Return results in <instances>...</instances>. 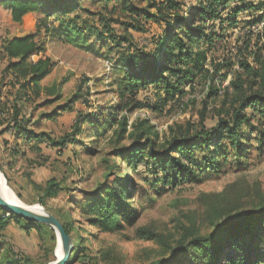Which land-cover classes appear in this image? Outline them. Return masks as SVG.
<instances>
[{
    "label": "rangeland",
    "instance_id": "rangeland-1",
    "mask_svg": "<svg viewBox=\"0 0 264 264\" xmlns=\"http://www.w3.org/2000/svg\"><path fill=\"white\" fill-rule=\"evenodd\" d=\"M129 1L136 8L135 15L123 11V2L117 0L110 3L98 0L82 2V10L65 17L70 20L80 18L75 28L81 31H74L78 36L73 41L59 36L46 41L44 58H50L56 66L43 85H60L63 98L52 106H42L44 98L27 104L25 115L31 121V129L41 114L56 110L79 94L81 85L80 95L87 103L78 102L75 107L89 123L81 125L76 142L64 150L47 145L56 152L62 151L61 155H52L49 149L43 154L29 150L25 156L15 160L13 151L7 149L6 141L1 137L0 173L6 180V186L24 205L39 206L68 225L74 245L86 256L82 261L92 258V264H151L161 260L170 263L189 260L190 264H200L190 258L195 254L187 245L191 238H203L212 232L215 224L264 206V149L259 151L254 142L255 147L248 149L245 157L237 158L224 143L219 150L221 167L218 173L199 171L197 180H189L177 187H166L162 181L154 183L144 173L143 165L136 172L126 171L127 166L121 164L116 154L129 147L134 139L128 135L121 139L116 121L128 116L131 126L136 121L149 120L159 134V144H164L181 130H191V134L201 130L203 113L206 119L203 126L211 129L217 121L221 99L207 100L209 91L206 87L211 84L223 90L233 78L231 74L225 80L216 77L211 83L200 80L194 90H187L188 95L182 101L171 102L160 112L148 108L133 113L113 111L120 102L115 86L125 79L132 54L142 50L150 52L153 39L165 32L164 23L145 19L146 14H155V10H147L146 3L141 0ZM201 2L185 0L181 12L183 20H171L176 26H181ZM250 2L259 4V0ZM236 6L239 7L237 3L230 4L228 8L231 11ZM229 12L222 17L235 22V19L228 18ZM33 15L34 19L25 18L22 25H17L12 21L10 11L0 6V39L34 33L37 24L40 21L44 23L45 16L42 13ZM254 19H257L256 13L247 10L236 19L238 24L226 23L221 32L220 21H211L209 26H214L213 30L224 37L217 40L216 47L209 52L207 68L211 72L216 65L236 63L239 51L244 50L248 42L249 52L264 48V23L254 24ZM59 21L52 18L48 23L60 28ZM93 25L107 31L106 35L112 32L114 39L110 35L99 38L97 33H89L88 29ZM107 25L109 29L105 28ZM129 25L138 26L143 31L133 30ZM125 39L128 41L124 42ZM243 55L249 56V53H242V58ZM227 73V69L222 71L223 75ZM9 80V77L5 78V82ZM10 90L6 89L5 94L10 92L8 96L12 98L16 91ZM159 94L158 89L149 87L138 100L142 104H155L159 101ZM75 119L76 112L66 113L53 123L45 122L39 126L53 142H60L66 136L74 138ZM130 174L135 183L132 206L139 215L137 222L114 233H105L90 226L88 219L95 200L103 195L106 187L114 185L121 176ZM52 179L61 182L64 191L59 197L46 200L43 206L40 204L44 198L43 186ZM3 214L0 208V217ZM143 230L157 234L158 238L142 239L139 232ZM57 244L56 233L49 226L32 225L25 229L12 222L7 229L0 231V264H50L59 257ZM256 245L252 252L253 260L264 264V243L257 241ZM248 246L246 244L243 248L247 250Z\"/></svg>",
    "mask_w": 264,
    "mask_h": 264
},
{
    "label": "trees",
    "instance_id": "trees-1",
    "mask_svg": "<svg viewBox=\"0 0 264 264\" xmlns=\"http://www.w3.org/2000/svg\"><path fill=\"white\" fill-rule=\"evenodd\" d=\"M91 0H0V6H5L14 23L22 24L29 14L42 13L45 16L44 23L39 22L36 31L22 38L5 40L3 51L5 57L10 60L4 72L11 75L15 85L20 84L19 95L13 105L8 102L0 105V112L4 116L5 131H11L16 143L22 141L30 146V150L40 154L39 144H49L54 148L64 150L69 144L76 142L80 134L81 125H87L83 114L77 111L78 102L86 104L80 95L83 86L79 87V94L72 100L57 108L48 119L56 121L63 114L76 112L73 125L74 138L66 136L60 142H53L46 133H36L30 127V120L23 114V102H31L27 89H32L39 97V84L50 75L56 64L50 59L41 58L34 63L33 55L43 56L46 53V41L49 38L60 37L64 40L74 39L78 31L76 22L80 18L66 19L72 12L82 10L81 3ZM93 1V0H92ZM110 3L113 0H98ZM122 3L123 11L135 15L136 8L129 0H117ZM146 3L147 10H155V14H146L147 21L164 23L165 32L153 39V48L150 52H137L132 54L128 61L130 69L125 79L116 85V96L120 102L113 111L133 113L142 108H148L153 112H160L171 102H180L188 95V89L194 90L200 80L211 83L215 78L225 80L228 75H233L232 80L225 89L216 88L210 84L207 86V100L221 99L220 108L217 110L215 126L207 129L204 125L205 113L202 114V128L191 134V130L175 134L164 144H159V134L150 125L149 120L136 121L129 126L128 116H123L116 121L119 126V136L123 139L126 135L134 139L131 145L116 154L121 164L127 166L126 171L139 170L144 166V173L152 178L154 183H162L168 187H177L189 180H197L199 171L218 173L221 161L219 150L224 143L234 152L235 157L243 158L253 143H257L259 151L264 149V48L255 51L250 50V43H246L244 50H240L236 63L214 66V72L207 68L209 52L216 47L217 40L224 37L209 26L211 21H220V32L226 23L238 24V17L246 12H254L257 19L254 24L264 23V0H259L258 5H253L251 0H202L199 8L191 11L190 16L181 26H176L171 19L183 20L181 12L185 0H141ZM238 4L239 7L229 10L230 4ZM115 11V10H114ZM230 11V12H229ZM228 13L226 20L222 15ZM92 16L94 14H91ZM137 17V16H136ZM136 17L134 21L137 22ZM52 18L59 21L60 28L50 26L48 21ZM65 18V19H64ZM190 19V20H189ZM102 24V23H101ZM175 25V26H173ZM133 30L143 31L138 26H128ZM173 27V28H172ZM109 29V26H105ZM89 33H97L99 38L107 37L103 30L95 25L89 27ZM74 31H77L74 33ZM73 34H76L73 36ZM128 41L127 39L124 42ZM122 42L121 45L124 44ZM205 46H208L206 49ZM249 56L242 58V53ZM241 54V55H240ZM252 59V62H249ZM15 60V62H13ZM235 66L238 68L235 69ZM228 70L223 75L222 71ZM149 87L159 90V101L155 104H142L138 97ZM51 97L61 99L59 90L55 87L47 90ZM90 94V92H87ZM28 98V99H26ZM51 103V101H48ZM207 105V101H205ZM88 106V105H87ZM133 129V132H129ZM191 140H194L192 142ZM17 147H20L17 144ZM19 149V148H18ZM32 152V153H33ZM26 153L16 150L15 156H25ZM225 161H228L226 158ZM131 174L121 176L114 185L104 189L103 195L95 200L90 209L91 217L88 219L90 226L100 229L105 233H114L123 230L126 225H134L138 220V214L132 206L133 187L135 185ZM43 199L40 204L44 206L46 200L59 197L64 189L61 182L55 179L49 180L43 186ZM3 211V210H2ZM0 217V231L7 229L11 223L25 229L41 224L28 222L20 217L3 211ZM60 221V220H59ZM61 222V221H60ZM68 236L72 233L68 225L62 223ZM210 234L205 237H193L187 245L194 251L190 258L200 264H259L253 259V250L257 248L256 242L264 243V206L239 214L236 218L215 224ZM140 237L146 240H155L157 234L143 230ZM248 244L247 250L243 247ZM73 254L68 264H92V258L82 261L86 257L83 250L77 248L73 241ZM189 261V260H188ZM187 260L157 261L151 264H190Z\"/></svg>",
    "mask_w": 264,
    "mask_h": 264
},
{
    "label": "crops",
    "instance_id": "crops-1",
    "mask_svg": "<svg viewBox=\"0 0 264 264\" xmlns=\"http://www.w3.org/2000/svg\"><path fill=\"white\" fill-rule=\"evenodd\" d=\"M34 15L33 14H29V15H27L25 18L26 19H28V18H33L34 19V17H33ZM25 18H24V20H25ZM24 20H23V22H24ZM13 21V20H12ZM16 24V23H15ZM23 24V23H22ZM22 24H17V25H22ZM29 35V34H28ZM25 36H27V35H25ZM25 36H15V37H13V38H10V40L11 39H14V38H22V37H25ZM5 40H8V39H0V105L2 104H4V103H6V102H8L9 103V105H13V103H14V101H15V99L18 97V95H19V90H20V84L19 85H15V82L14 81H12L13 80V77L11 76V75H9V82L7 83V82H5V78H6V80H7V75L5 74V72H4V70H5V68L7 67V65L9 64V62H10V60H8L6 57H5V55H4V51H3V47H4V41ZM41 58H44L43 56H38V55H33L32 57H31V60L30 61H32V62H34V63H36V62H38V60H40ZM44 59H47V58H44ZM48 59H50V58H48ZM51 60V59H50ZM13 62H15V60H13ZM52 62H54L53 60H52ZM55 69V68H54ZM54 69H53V71H52V73L54 72ZM51 73V74H52ZM50 74V75H51ZM50 75H48L47 77H45V79H43L41 82H40V84H39V90H40V92H39V97H37L36 95H35V93H34V90H33V87H30V88H32V89H27V91H28V94H29V96H28V98H32V101L31 102H26L25 101V99H24V102H23V114H24V116H26L25 115V107H26V105L27 104H34V103H36L38 100H40V99H42V98H44V102L42 103V106H52L53 104H57V103H59L61 100H62V98H63V96H62V93H61V91H60V85H53V86H47V87H45L44 85H43V83H44V81L50 76ZM7 85H9V87H7ZM57 88L58 90H59V93H60V95H61V99L59 100V101H54V100H56V96L55 97H51L48 93H47V90H49V89H52V88ZM11 89V90H14V91H16V94L14 95V96H12V98L11 97H9L8 95L9 94H11L10 92H8V94H5V90L6 89ZM10 90V91H11ZM28 98H26V99H28ZM48 101H51V103H48L47 104V102ZM55 111V109L52 111V112H50V113H45V114H41L40 115V117L38 118V120L36 121V122H34V124H33V127H34V131L36 132V133H46V132H43V130H42V128H40V126H42L43 125V123H53L54 121H51L50 119H48V115H51L53 112ZM26 118H27V116H26ZM28 119V118H27ZM57 120V119H56ZM31 122V121H30ZM40 125V126H39ZM39 126V127H38ZM6 130V124H4V116L2 115V113L0 112V138L2 137L6 142V144H7V149H9V151H13V158L15 159V158H18V157H21V156H18V157H16L15 156V152H16V150H21V151H24L26 154L28 153V151L30 150V146L29 145H25L22 141H20L19 143H16V141H15V139H14V136H13V134H12V132L11 131H5ZM47 134V133H46ZM49 135V134H48ZM17 144L20 146V147H17ZM38 147L41 149V154H43L44 152H45V150H50L49 151V153L51 152V154L53 155V154H59V155H61L63 152L62 151H60V152H56L57 150H53V149H51V148H49V146H47V144H45V143H42V144H39L38 145ZM19 148V149H18ZM28 149V150H27ZM31 151V150H30ZM16 160V159H15Z\"/></svg>",
    "mask_w": 264,
    "mask_h": 264
},
{
    "label": "water",
    "instance_id": "water-1",
    "mask_svg": "<svg viewBox=\"0 0 264 264\" xmlns=\"http://www.w3.org/2000/svg\"><path fill=\"white\" fill-rule=\"evenodd\" d=\"M0 176L3 175L0 173ZM4 179V177H3ZM5 180V179H4ZM6 184V180H5ZM0 208L7 212L8 214H12L14 216L20 217L28 222L41 224L49 226L54 230L57 236V247L60 245L61 247V256L57 258L56 261L50 264H68L71 256L73 254V241L70 236L67 235L63 225L59 221L57 217L52 214H49L43 209V213H36L26 207L20 205H13L6 202L0 195Z\"/></svg>",
    "mask_w": 264,
    "mask_h": 264
},
{
    "label": "bare ground",
    "instance_id": "bare-ground-1",
    "mask_svg": "<svg viewBox=\"0 0 264 264\" xmlns=\"http://www.w3.org/2000/svg\"><path fill=\"white\" fill-rule=\"evenodd\" d=\"M0 195L1 197L8 203L13 204V205H20L23 207H26L27 209H30L34 212L38 213H43L42 208L39 206H26L24 205L18 197L15 196L13 191H11L5 184V180L3 179L2 176H0ZM57 255L60 257L61 256V247L58 245L57 249Z\"/></svg>",
    "mask_w": 264,
    "mask_h": 264
}]
</instances>
